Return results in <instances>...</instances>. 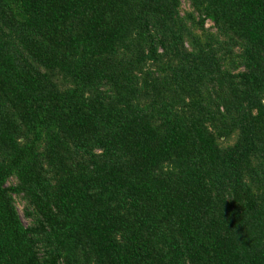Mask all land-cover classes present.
Segmentation results:
<instances>
[{
    "label": "trees",
    "instance_id": "obj_1",
    "mask_svg": "<svg viewBox=\"0 0 264 264\" xmlns=\"http://www.w3.org/2000/svg\"><path fill=\"white\" fill-rule=\"evenodd\" d=\"M0 264H264V0H0Z\"/></svg>",
    "mask_w": 264,
    "mask_h": 264
},
{
    "label": "rangeland",
    "instance_id": "obj_2",
    "mask_svg": "<svg viewBox=\"0 0 264 264\" xmlns=\"http://www.w3.org/2000/svg\"><path fill=\"white\" fill-rule=\"evenodd\" d=\"M183 7H184V8L186 7V3L183 4ZM210 25H211V23H210L209 21H207V26H210ZM17 208H18V211H19V214H20V217H21L23 223H24L25 225H27V224H28V221H27L26 218L24 217V214H23V211H22V207H21V205L18 204V205H17Z\"/></svg>",
    "mask_w": 264,
    "mask_h": 264
}]
</instances>
